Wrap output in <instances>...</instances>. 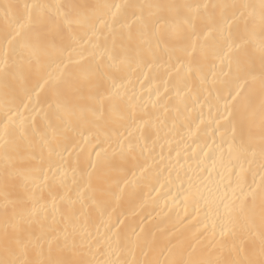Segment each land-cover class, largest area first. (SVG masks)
I'll list each match as a JSON object with an SVG mask.
<instances>
[{"label": "snow or ice", "instance_id": "snow-or-ice-1", "mask_svg": "<svg viewBox=\"0 0 264 264\" xmlns=\"http://www.w3.org/2000/svg\"><path fill=\"white\" fill-rule=\"evenodd\" d=\"M127 6L37 4L24 5L21 11L12 0L0 3V31L14 54L11 60L6 52L0 55V91L6 96L24 90L34 74L39 77L36 87L49 85V108L61 122V126L51 122L47 112L36 114L43 121L39 129L31 115L27 121L19 115L15 120L12 116L0 120V264H159L136 258L137 248L147 257L152 245L127 238L121 229L124 213L113 221L116 193L112 185L91 183L98 172L118 169L133 160L142 174L148 160L145 152L150 154L156 143L148 141L166 128L169 117L160 110L166 109L167 97L157 96L152 104L160 111L156 120L165 121L154 127L152 113L117 84L131 77L134 69L151 66L171 78L177 96L185 92L193 104H200L202 98L201 115L207 107L208 126L213 127V136L219 132L213 144H218V150L227 145L241 173L240 160L258 155L264 161V0H260L258 17L249 12L252 6L247 3L211 5L233 10L227 24L223 28L208 24L191 33L188 29L195 27L196 18L209 4L145 5L174 14L180 22L169 24L160 19L135 31L130 24L120 29L105 25L108 35L101 60L114 74L124 72L126 77L88 71L57 83L45 75L43 58L60 51L58 42H76L74 29L88 26L98 10L110 8L109 18L116 21ZM136 19L143 20V15ZM109 41L112 46L120 42L125 54L113 57ZM209 41L215 42L211 48ZM69 131L74 134L71 140L65 135ZM77 137L75 160L67 161V145ZM69 170L74 174L72 184ZM77 172L82 174L80 181L75 179ZM233 177L241 204L232 213L217 216L219 239L210 244L215 258L175 264H264V164L258 184L255 174L251 183L240 174L233 173Z\"/></svg>", "mask_w": 264, "mask_h": 264}, {"label": "bare ground", "instance_id": "bare-ground-1", "mask_svg": "<svg viewBox=\"0 0 264 264\" xmlns=\"http://www.w3.org/2000/svg\"><path fill=\"white\" fill-rule=\"evenodd\" d=\"M6 2L8 0H0V3ZM12 2L20 5L21 11L24 10V5L37 4L128 5L122 8L116 21L109 18L110 8L98 10L92 15L88 26L74 29L77 34L76 42H58L60 51L43 58L45 75H50L57 83L74 80L88 71L97 75L104 73L112 78L117 75L121 78L126 77L124 72L114 74L101 60L100 51L105 45L104 38L108 35L105 25L120 29L121 25L130 24L135 31L144 24L154 23L160 19L169 24L180 22L174 14L160 12L155 8L148 9L143 7L145 5L209 4L207 11L196 18L195 27L188 29L189 33L202 31L208 24L213 28H223L227 24L233 10L223 7L213 8L211 5L247 3L252 6L249 12H255L257 17L261 11L260 0H12ZM32 10L35 11V9ZM141 15L143 20L136 19ZM97 29L99 31L93 35ZM93 43L100 47H93ZM214 43L209 41L208 47L211 48ZM107 46L113 57L125 54V49L120 42L112 46L109 41ZM5 52L10 60L14 57L11 47L4 41L3 32L0 31V55ZM208 63H211L210 55ZM38 79L39 77L34 74L31 75L24 85L25 89L17 93H9L5 96L0 91V120L7 119V116H12L15 120L19 115L27 121L31 115L35 117V128L39 129L43 127V121L36 114L47 112L49 120L61 126L60 120L49 108L52 95L49 85L41 81L43 87H36ZM225 80L227 81L228 78L226 77ZM105 84L107 86L108 82L106 81ZM117 84H122L127 90L128 97L143 103L152 113L151 120L154 127L157 124H165L162 118L160 121L156 120L160 111H164L169 119L166 122V128L153 135L152 140L148 141L150 144L152 141L156 143L150 154L148 151L145 152L148 160L142 174L137 161L133 160L131 163H123L118 169L98 172L92 177L91 183L95 186L107 181L112 185L116 193V198L112 201L113 221L124 213L121 219H124L125 223L121 229L127 238L140 243L147 240L152 245L147 257L141 256L137 248L135 252L137 259L147 258L159 261V264H165V261L168 264H175L180 260L198 261L215 258L210 244L213 239H219L217 216H226L241 204L240 188L233 183V173L242 175L248 183H251L255 174L258 184L260 168L264 161L258 155L249 156L246 161L240 160L239 164L243 165V173H241L235 154L229 157L227 145L218 150V144H213L214 139L218 141L219 132L213 136V127L208 126L211 122L208 120L207 107L201 115L200 107L204 103L203 99L201 98L200 104H193L185 92H180L177 96L176 91L173 90L171 78L164 76L162 71H157L151 66L144 68L143 71L134 69L131 77L117 81ZM224 87H227V83ZM33 89L35 91H32ZM225 95H227L226 92ZM157 96L161 99L167 97L166 109L160 111L153 109L152 104L157 100ZM255 103L258 106V96ZM201 119H204L205 123H200ZM65 135L71 140L74 134L69 131ZM79 143L78 137L69 142L67 152L64 153L65 160H75L76 145ZM82 147L87 146L82 145ZM88 151H92V148H88ZM209 157L212 158L209 159ZM143 163V158H140L139 164ZM73 175V172L69 170L70 184L73 182ZM81 175L80 172L75 174L76 181H80ZM117 183L119 187H116ZM153 186L157 189L156 191L153 190ZM186 194L187 199H185ZM209 228L211 230H206Z\"/></svg>", "mask_w": 264, "mask_h": 264}]
</instances>
